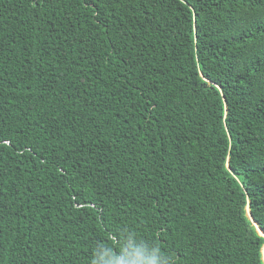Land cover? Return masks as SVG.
Masks as SVG:
<instances>
[{
    "label": "trees",
    "instance_id": "16d2710c",
    "mask_svg": "<svg viewBox=\"0 0 264 264\" xmlns=\"http://www.w3.org/2000/svg\"><path fill=\"white\" fill-rule=\"evenodd\" d=\"M246 208L264 0H0V264H264Z\"/></svg>",
    "mask_w": 264,
    "mask_h": 264
},
{
    "label": "clouds",
    "instance_id": "9594fccd",
    "mask_svg": "<svg viewBox=\"0 0 264 264\" xmlns=\"http://www.w3.org/2000/svg\"><path fill=\"white\" fill-rule=\"evenodd\" d=\"M109 264H159V260L155 252L146 256L144 250L132 249L122 260L114 258ZM168 264H172L170 257H168Z\"/></svg>",
    "mask_w": 264,
    "mask_h": 264
},
{
    "label": "water",
    "instance_id": "95a60500",
    "mask_svg": "<svg viewBox=\"0 0 264 264\" xmlns=\"http://www.w3.org/2000/svg\"><path fill=\"white\" fill-rule=\"evenodd\" d=\"M247 209V211H246V217L249 219V221L251 222V224L254 226V228H255V230H256V227H255V223L253 222V220H252V218H251V216H250V213H249V210H248V208H246ZM256 232H257V230H256ZM258 233V232H257ZM259 235V234H258ZM263 237V236H262ZM263 263H264V260H263Z\"/></svg>",
    "mask_w": 264,
    "mask_h": 264
},
{
    "label": "bare ground",
    "instance_id": "6f19581e",
    "mask_svg": "<svg viewBox=\"0 0 264 264\" xmlns=\"http://www.w3.org/2000/svg\"><path fill=\"white\" fill-rule=\"evenodd\" d=\"M255 227H256V230L258 232L257 234H259L260 236H264L263 233L260 231V229L257 227V225H255ZM261 253H262V257L261 258L264 260V247L261 249Z\"/></svg>",
    "mask_w": 264,
    "mask_h": 264
},
{
    "label": "rangeland",
    "instance_id": "374dc122",
    "mask_svg": "<svg viewBox=\"0 0 264 264\" xmlns=\"http://www.w3.org/2000/svg\"><path fill=\"white\" fill-rule=\"evenodd\" d=\"M247 210V209H246ZM264 247V246H263ZM262 254V253H261Z\"/></svg>",
    "mask_w": 264,
    "mask_h": 264
}]
</instances>
